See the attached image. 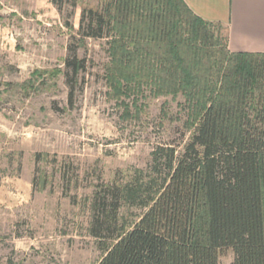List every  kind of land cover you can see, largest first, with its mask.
<instances>
[{
  "label": "trees",
  "instance_id": "trees-1",
  "mask_svg": "<svg viewBox=\"0 0 264 264\" xmlns=\"http://www.w3.org/2000/svg\"><path fill=\"white\" fill-rule=\"evenodd\" d=\"M221 25L184 0L83 8L79 35L110 37L112 84L182 95L191 131L181 150L157 145L146 170L96 192L97 264H219L227 249L230 264H264V52L230 51ZM72 47L77 75L85 60ZM124 206L143 212L129 220Z\"/></svg>",
  "mask_w": 264,
  "mask_h": 264
},
{
  "label": "rangeland",
  "instance_id": "rangeland-1",
  "mask_svg": "<svg viewBox=\"0 0 264 264\" xmlns=\"http://www.w3.org/2000/svg\"><path fill=\"white\" fill-rule=\"evenodd\" d=\"M104 2L0 0V264H97L96 192L146 170L157 145L181 150L191 136L182 95L113 85L110 37L79 35L83 8ZM70 46L85 60L77 75ZM233 260L227 249L219 264Z\"/></svg>",
  "mask_w": 264,
  "mask_h": 264
},
{
  "label": "crops",
  "instance_id": "crops-1",
  "mask_svg": "<svg viewBox=\"0 0 264 264\" xmlns=\"http://www.w3.org/2000/svg\"><path fill=\"white\" fill-rule=\"evenodd\" d=\"M197 16L227 27L232 52H264V0H184Z\"/></svg>",
  "mask_w": 264,
  "mask_h": 264
}]
</instances>
